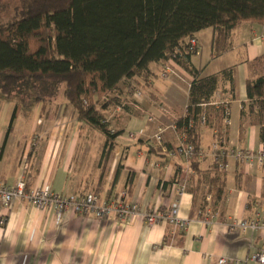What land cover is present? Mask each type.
<instances>
[{
  "label": "crops",
  "instance_id": "0c3cea01",
  "mask_svg": "<svg viewBox=\"0 0 264 264\" xmlns=\"http://www.w3.org/2000/svg\"><path fill=\"white\" fill-rule=\"evenodd\" d=\"M212 33L209 27L195 33L201 47L190 62L201 76L234 66V94L223 80L210 104L228 105L229 123L221 131L229 146L258 150L264 145V99L247 98L245 80L249 61L264 54V22H241L218 55L212 52ZM163 66L174 73L162 78ZM151 69L153 74L138 83L139 108L116 109L111 121L121 133L102 161L101 132L87 161L85 145L79 147L86 126L68 103L33 115L15 111L16 101L0 96L1 183L14 184L22 175L27 190L49 185L67 196L94 192L99 201L133 202L140 208L120 223L114 212L99 220L69 207L56 223L51 210H39L24 199L0 205V264H259L250 256L264 250V227L238 228L234 222L264 221V163L227 157L220 198L211 206L214 192L206 194L205 210L199 213L208 174L199 179L189 160L161 149L157 153L159 145L150 141L163 128V143L175 144L167 125L185 114L192 77L171 60ZM216 126L199 129V147L206 154L196 159L203 171L215 166L208 149ZM181 183L184 190L178 193L175 185ZM175 201L184 227L167 221L146 224L142 212L162 213Z\"/></svg>",
  "mask_w": 264,
  "mask_h": 264
},
{
  "label": "trees",
  "instance_id": "16d2710c",
  "mask_svg": "<svg viewBox=\"0 0 264 264\" xmlns=\"http://www.w3.org/2000/svg\"><path fill=\"white\" fill-rule=\"evenodd\" d=\"M241 22L263 23L264 0H17L9 19L0 24V96L15 100L16 111L33 99L51 100L62 86L75 118L101 132L102 161L121 133L111 121L116 109H137L127 98L139 90V80L153 74L152 64L171 60L192 77L185 114L174 122L197 151L201 125L225 127L224 107L228 105L210 103L223 80L234 94L235 68L201 76L190 62L194 54L187 40L209 27L212 52L218 55L226 50L232 30ZM248 64L246 95L260 102L264 99V54ZM134 101L139 105L140 100ZM203 105L208 106L203 109ZM155 148L158 153L160 146ZM196 158L191 157L188 166L199 179L206 173L209 177L201 213L206 194L212 190L210 205L218 202L225 169L215 163L211 170H200Z\"/></svg>",
  "mask_w": 264,
  "mask_h": 264
},
{
  "label": "built area",
  "instance_id": "2783aa9c",
  "mask_svg": "<svg viewBox=\"0 0 264 264\" xmlns=\"http://www.w3.org/2000/svg\"><path fill=\"white\" fill-rule=\"evenodd\" d=\"M188 49L197 55L200 52V42L195 37L192 36L187 40ZM174 72L169 68V66H163V71L160 76L162 78L167 77L169 74ZM133 100L128 103L136 108L139 105L134 100H140L141 92L138 89L132 92ZM229 108L224 107V118L223 123L225 126L229 123ZM201 123H204V117L201 118ZM173 132V139L175 144L172 148H168L162 141L161 133L163 128H159L158 131L152 136L150 140L160 146V149L170 156H182L183 158L189 160L191 157L196 155L197 157H202L206 154V151L199 148L197 151L187 141V137L184 133L176 130L175 122H171L167 125ZM215 139L211 143L208 153L213 157L216 164L221 168L226 167L225 160L227 157H233L246 164L251 165L254 161L259 163H264V145L258 148V150H253L251 148H239L231 147L223 135V132L216 126L214 129ZM176 191L181 193L184 190V184H176ZM16 199H24L29 205L39 209V210H51L54 213V219L57 223L63 212L67 208H71L78 214H93V216L99 220L105 219L112 212L116 214V219L120 223H127L132 215L140 213V208L133 202H123L121 200H100L96 193L88 192L84 195H63L58 192L51 190L49 185H39L31 189H26L24 177L19 175V178L14 184L7 185L0 182V205L8 206ZM177 202L172 203L169 208L162 213H156L153 211L142 212L146 224L152 225L158 222L167 221L170 224L184 227V222L178 220L177 218ZM234 224L238 228L250 227H264V221L259 217L245 223L243 221H236ZM250 259L258 262L259 264H264V250H260L251 254ZM224 259L220 258L219 262H223ZM239 264V263H235Z\"/></svg>",
  "mask_w": 264,
  "mask_h": 264
},
{
  "label": "rangeland",
  "instance_id": "374dc122",
  "mask_svg": "<svg viewBox=\"0 0 264 264\" xmlns=\"http://www.w3.org/2000/svg\"><path fill=\"white\" fill-rule=\"evenodd\" d=\"M17 0H0V24L6 23V21L11 16V10L12 7L16 4ZM131 100V99H130ZM65 103H67L64 95H63V87L60 86L58 88V91L56 95L52 98V101L46 100V101H35L33 99V102L31 104L24 107L20 112H28L32 113L33 115H39L43 112L45 113L48 110H51L54 106H62ZM43 108V110H42ZM52 112V110L50 111ZM110 116L113 115V112L109 113ZM88 130H92L91 132H88ZM100 136V131L94 127L86 126L83 134L81 136L82 138V144L80 143L79 147L82 145L85 147L87 157V161H90L92 158V155L95 151V145L97 144V140ZM85 141L87 143H85Z\"/></svg>",
  "mask_w": 264,
  "mask_h": 264
}]
</instances>
